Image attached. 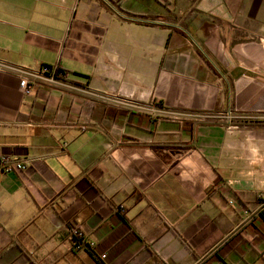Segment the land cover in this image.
I'll return each mask as SVG.
<instances>
[{"label": "crops", "instance_id": "crops-1", "mask_svg": "<svg viewBox=\"0 0 264 264\" xmlns=\"http://www.w3.org/2000/svg\"><path fill=\"white\" fill-rule=\"evenodd\" d=\"M0 62L63 71L0 70V264H264V0H0Z\"/></svg>", "mask_w": 264, "mask_h": 264}, {"label": "built area", "instance_id": "built-area-1", "mask_svg": "<svg viewBox=\"0 0 264 264\" xmlns=\"http://www.w3.org/2000/svg\"><path fill=\"white\" fill-rule=\"evenodd\" d=\"M0 70L1 71H10V70H14L17 71L18 74L21 77V87L22 89L30 94L32 91V87L30 84V80H37V79H41L43 78V76H47L48 81H50V83L56 82V78L61 74L57 72V70H53V69H48L43 67L41 69L40 73H35L33 71L30 70H26V69H20V68H16L13 67L9 64H6L4 62H0ZM49 83V84H50ZM32 160L30 158L28 159H12V158H5V159H0V170L5 172V173H10V172H23L24 170H26L28 168L29 165H31ZM246 218L244 220L243 223H248L251 222L254 219V213L253 212H246ZM76 236L81 239L83 242L87 243V241L85 240L84 236L82 233H77ZM75 238H73L74 241ZM77 248H80L79 245H75ZM88 246V245H87ZM91 247H95L94 244H90ZM106 255L101 256V258L103 260L106 259Z\"/></svg>", "mask_w": 264, "mask_h": 264}, {"label": "flooded vegetation", "instance_id": "flooded-vegetation-1", "mask_svg": "<svg viewBox=\"0 0 264 264\" xmlns=\"http://www.w3.org/2000/svg\"><path fill=\"white\" fill-rule=\"evenodd\" d=\"M74 238H75L74 241H73L74 245H79L80 248H81L82 246H84L86 244L81 239H79L77 236H75Z\"/></svg>", "mask_w": 264, "mask_h": 264}, {"label": "trees", "instance_id": "trees-1", "mask_svg": "<svg viewBox=\"0 0 264 264\" xmlns=\"http://www.w3.org/2000/svg\"><path fill=\"white\" fill-rule=\"evenodd\" d=\"M45 68H48V69H50V70L52 69V68H50V67H45ZM57 72H58V74H59V73H63L62 70H58ZM88 246H89L90 248H92V247L90 246V244H89Z\"/></svg>", "mask_w": 264, "mask_h": 264}]
</instances>
